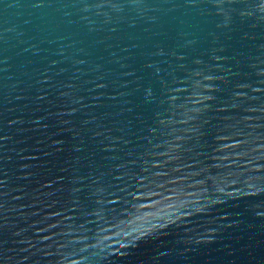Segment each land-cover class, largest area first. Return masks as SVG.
<instances>
[{"label":"water","instance_id":"obj_1","mask_svg":"<svg viewBox=\"0 0 264 264\" xmlns=\"http://www.w3.org/2000/svg\"><path fill=\"white\" fill-rule=\"evenodd\" d=\"M0 264H264V0H0Z\"/></svg>","mask_w":264,"mask_h":264}]
</instances>
